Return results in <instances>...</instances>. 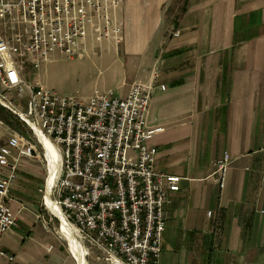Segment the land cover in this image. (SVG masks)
I'll return each instance as SVG.
<instances>
[{
	"label": "crops",
	"instance_id": "1",
	"mask_svg": "<svg viewBox=\"0 0 264 264\" xmlns=\"http://www.w3.org/2000/svg\"><path fill=\"white\" fill-rule=\"evenodd\" d=\"M171 1L124 0L114 10L124 22L122 54L89 32L80 58L97 50L107 85L80 99L96 90L124 96L157 69L146 123L162 131L148 144L155 169L180 179L163 209L159 264H264V0H182L176 25L165 15ZM223 152L230 165L220 190L211 175ZM5 203L28 222L22 202ZM4 236L0 250L14 260L0 263L11 264Z\"/></svg>",
	"mask_w": 264,
	"mask_h": 264
},
{
	"label": "built area",
	"instance_id": "2",
	"mask_svg": "<svg viewBox=\"0 0 264 264\" xmlns=\"http://www.w3.org/2000/svg\"><path fill=\"white\" fill-rule=\"evenodd\" d=\"M123 2L0 0V105L32 131L43 149L47 178L38 191L44 205L48 193L59 208L84 259L96 264H159L163 209L170 193L179 190L180 179L155 169L157 150L148 144L162 131L146 123L157 69L152 70V81L133 83L124 96L96 90L87 101L60 96L25 77L26 70L35 76L54 54L80 56L89 32L97 41L120 43L124 22L113 12ZM8 94L16 100H9ZM36 131L55 152L50 183L49 160ZM34 155L35 145L16 132L0 143V170H8L0 176V238L16 226L5 203L16 177L14 164ZM229 165L227 152L212 164V182L220 190ZM59 232L64 237L61 225ZM0 257L14 260L2 250Z\"/></svg>",
	"mask_w": 264,
	"mask_h": 264
},
{
	"label": "rangeland",
	"instance_id": "3",
	"mask_svg": "<svg viewBox=\"0 0 264 264\" xmlns=\"http://www.w3.org/2000/svg\"><path fill=\"white\" fill-rule=\"evenodd\" d=\"M182 8V0H172L165 9V15L173 17L175 22ZM175 33L179 36V32H173V37H177L174 36ZM122 42L113 43L119 48L121 54L123 53ZM94 51L85 52L81 58L79 55L68 58L62 54H54L51 60L47 61L48 63L41 64L35 76V71L26 70L25 77L29 80L33 78L37 80V76L40 75V81L46 88L60 96L76 95L80 98L89 90L100 89L104 80L107 85L104 71L107 65L103 66L99 64V61H93L98 53L97 50ZM7 96L9 100H16L14 94ZM14 132L29 139L35 145L36 155L31 158H19L17 171H15L16 177L9 190L8 198L13 197L25 205L26 210L22 212L28 219V222L18 223L16 218L17 226L9 230L5 236L3 235L6 246L15 255V261L11 264H73L68 257H72L68 250V241L59 232L60 222L45 207L42 194L38 191L47 178V166L42 157L43 149L36 144L32 131L0 105V143H5ZM59 246L64 252L59 250ZM49 247L53 248L50 249L51 252L47 250ZM85 261L87 264L95 263V260L90 257H87Z\"/></svg>",
	"mask_w": 264,
	"mask_h": 264
},
{
	"label": "bare ground",
	"instance_id": "4",
	"mask_svg": "<svg viewBox=\"0 0 264 264\" xmlns=\"http://www.w3.org/2000/svg\"><path fill=\"white\" fill-rule=\"evenodd\" d=\"M36 133L39 136V142L43 145V148L46 151L47 159L49 160V169H50V175H49V183L52 181L54 172H55V165H54V157L55 152L50 147L49 143L46 142L41 134L36 131ZM45 205L47 208H49L50 212L59 219L60 225H61V234L64 236V238L68 241V247L71 254L74 256V258L77 260L78 264H86V261L84 259V253L83 250L80 247V244L75 239L72 230L66 224V222L63 220V218L60 215L59 208L52 202V200L49 198V194H46L45 198Z\"/></svg>",
	"mask_w": 264,
	"mask_h": 264
},
{
	"label": "trees",
	"instance_id": "5",
	"mask_svg": "<svg viewBox=\"0 0 264 264\" xmlns=\"http://www.w3.org/2000/svg\"><path fill=\"white\" fill-rule=\"evenodd\" d=\"M185 2H186V1H184V6H183V8H182V10H181V13L185 11V9H184V8H185ZM174 25H176V22H174ZM1 109H2V107H1Z\"/></svg>",
	"mask_w": 264,
	"mask_h": 264
}]
</instances>
